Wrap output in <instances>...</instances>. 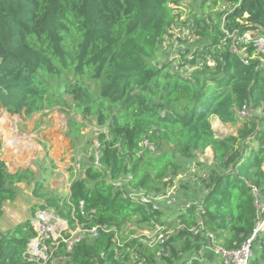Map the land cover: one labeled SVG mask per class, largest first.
Here are the masks:
<instances>
[{"label": "trees", "instance_id": "obj_1", "mask_svg": "<svg viewBox=\"0 0 264 264\" xmlns=\"http://www.w3.org/2000/svg\"><path fill=\"white\" fill-rule=\"evenodd\" d=\"M179 1L0 0V107L12 116L32 118L59 104L71 106L63 97L71 96L82 119L93 118L99 128L98 147L91 149L95 142L85 141L86 151L77 161L83 173L75 176L71 170L69 193L47 187L51 168L43 164L38 171L11 173L0 162V218L24 184L33 185L32 194L40 201L32 214L48 207L68 218L73 210L69 203L78 207L84 202L91 226L121 228L136 216L139 223H149L154 215L146 206L124 195L163 193L171 171L177 173L211 148L215 157L206 167L210 190L203 201L205 224L229 250L252 235L257 209L250 183L264 193V55L245 64L232 52L233 40L226 32L241 37L264 27V0H226L233 9L220 14L223 22L195 13L192 27L198 47L187 52L180 66L202 64L203 70L190 78L170 70L169 63L156 62L179 19ZM195 1H201L198 8L209 9L221 0H213V6L210 0ZM247 48L253 56L254 42ZM208 61L215 66H208ZM65 76H71L73 84L64 86L62 96L44 81ZM245 103L260 113L239 119ZM212 117L238 127L237 135L218 139ZM82 128L71 118L72 136L80 135ZM67 136L72 148L83 142L74 143ZM184 217L187 225L196 223V211ZM34 236L30 221L0 232V264H36L23 258ZM113 236L101 232L78 244L67 264H89L92 258L116 264ZM199 242L198 237L180 234L176 243H182L181 250L173 248L176 264H187L185 256L194 249L192 264H215L210 250L199 254ZM257 244L260 249L249 264H264V232Z\"/></svg>", "mask_w": 264, "mask_h": 264}, {"label": "built area", "instance_id": "obj_2", "mask_svg": "<svg viewBox=\"0 0 264 264\" xmlns=\"http://www.w3.org/2000/svg\"><path fill=\"white\" fill-rule=\"evenodd\" d=\"M231 9L233 8L231 7ZM177 23L178 20L171 26L169 35L176 30ZM226 33L233 40L232 52L238 55L245 64H249L256 56L264 55V27L257 31L247 32L241 37L237 33ZM168 38L169 36L166 37V40ZM251 41L254 42L253 56H249L247 48V45ZM241 43L243 44L242 46L240 45ZM208 64L215 66V63L212 61H208ZM183 69L185 67L181 68V70ZM174 71L180 72L178 71V67H175ZM257 112L250 104L245 103L242 109L238 111V117L242 120L250 119ZM14 117L16 116H12L3 110V120L0 123L3 128L7 126L10 128L7 132H3L4 143L1 146L4 156L11 154L8 160L3 159L1 161L5 163L9 171L22 170L28 167L31 160L30 155L20 156L27 153L19 148V143L15 138L8 137V131L16 130V123L13 122L15 120ZM223 125L221 124L222 131L218 129L220 132H223L224 128H226ZM144 145L149 147L151 151H155L154 147L148 144V142H145ZM203 154L207 160H211L212 162L206 163L202 159H198V163H202L203 166L200 165V167L197 162L193 161L191 165L189 164L190 167L188 169L193 174L189 183L195 190L202 189L201 194H204L203 200L201 198L198 200L193 196V198L185 202H180L178 188L187 183L182 181L181 172L173 173L172 171L165 179V190L161 194H152L150 196L134 192L125 194V199L134 201L131 203L146 206V209L154 215L149 223H139L142 228L139 235L136 233L125 235L121 228L117 227L106 225L91 226L92 216L86 212L84 202H80L78 207L69 203L73 210L68 218L61 217L52 208L45 207L44 209H39L30 219L35 236L27 245V249L23 254L24 260L36 264H67L75 246L88 239L97 238L101 232H104L114 234L111 254L116 264H151L150 259H153L156 264H167L166 259H170L176 264L173 258V248L180 251L182 243L177 245L176 242L180 240V234L188 233L193 238H200L197 246L201 247L199 250L201 256L204 255V250L208 249L214 254L216 262L221 259L222 264H249L260 249L257 248V243L264 232V193L250 183L254 205L257 209L255 229L252 235L239 248L231 250L225 248L222 239L218 237L217 233L211 231L206 226L202 217L203 201L210 190V174L206 167L213 164L215 157L214 151L211 148L206 149ZM80 168L81 166H79ZM163 205L169 208L179 206L176 213L172 214L174 218L164 216ZM192 210L196 211L197 220L195 224L189 226L184 222V215L190 213ZM94 213L95 211L91 212V214ZM133 218L137 221L140 220L139 216ZM183 239L186 240V237ZM195 254L194 249L185 256L187 264H192V256ZM107 257L108 255L106 254L101 255V259L103 260H107ZM99 261L92 258L89 264H100Z\"/></svg>", "mask_w": 264, "mask_h": 264}, {"label": "rangeland", "instance_id": "obj_3", "mask_svg": "<svg viewBox=\"0 0 264 264\" xmlns=\"http://www.w3.org/2000/svg\"><path fill=\"white\" fill-rule=\"evenodd\" d=\"M213 0H210L209 5ZM193 2H196L195 4ZM201 1L197 2L195 0H180V9H179V19L177 23L176 30L173 31L166 42L163 44L160 50V56L157 58L158 63L164 64L169 63V69L174 71L175 67H178L179 73L188 78L193 75H199V72H202L203 65L199 64V66H195L191 69L190 66H186L185 69L181 70L180 64L183 63V59L188 57V53H192L193 50H196L197 45V37L195 34V30L192 27V23H194L195 13L199 15H203V18L206 20L213 19L215 22L221 21L220 14L222 12H228L231 7L230 4L226 0H221L216 6L209 9H201L200 7ZM194 5V7H192ZM202 10V11H201ZM223 22V20H222ZM190 31V32H189ZM188 52V53H187ZM208 66H211L208 64ZM212 67V66H211ZM199 71V72H198ZM50 78H45L44 81L48 83L50 87H53L54 90H57L59 96H62V91L66 84H73L71 76H65L61 80L50 81ZM92 90L95 91V86H91ZM67 101L71 104H59L61 107H56L53 111H45L44 113L37 114L32 118H25L24 116H16L13 122L16 123V130L8 131V137L15 138L19 143V148L27 153L22 154L20 156L30 155V162L28 164V168L38 171L39 164H43V167L51 168V175L49 176V181L47 183V187L50 190H56L60 193H67L70 190V179H71V170L74 171L75 176H79L83 173L82 169H79V159L82 156V153L86 151V147L84 145L85 141H93L95 144L93 148H97L98 144L95 141L96 136L99 132V128L93 118H88L86 121L82 119V116L78 114V112L74 109L72 104L71 96H63ZM260 113L257 112V114ZM58 114L60 117L57 119V125L47 132L48 127L51 126L49 123V116ZM255 117V116H254ZM3 110L0 107V123L3 120ZM71 118H76L80 123L83 124V128L80 130V135L72 136L71 130L69 131V122ZM219 124L213 123V129L215 130V135L217 138H225L230 135L236 136V130L238 127L228 126L224 128L223 132H220L218 129ZM10 128H3L0 125V162L3 159L8 160L11 157V154H7L4 156L2 152V147L4 143L3 132H7ZM105 129H103L104 131ZM68 134H70L73 138L74 143L83 142L79 147L72 148L71 138H68ZM85 138H84V137ZM48 157V158H46ZM198 159H202L206 163L212 162L211 160H207L203 153H198L196 155L195 162H199ZM192 164V163H191ZM190 164V165H191ZM190 165L186 164L182 166L178 172H181V179L183 182L187 183L186 185H181L178 188V195L180 202H185L190 198L196 197V199H202L204 194L201 190H195L189 183L193 174L188 171ZM203 166V164H199ZM200 166V167H201ZM188 171V172H187ZM20 193L15 202H11L9 205V209L14 214L16 220L26 222L30 221L32 214V209L37 206L40 201L36 199L33 194V185L27 187L22 184L19 187ZM207 196V195H206ZM203 200V199H202ZM36 202V203H33ZM178 205L172 208L166 207L164 208V216L167 218L173 217L172 214L176 213L178 209ZM171 213V214H170ZM141 227L139 221L135 218H129L126 223L121 227L123 234L136 233L140 234ZM215 264H222V260L220 259Z\"/></svg>", "mask_w": 264, "mask_h": 264}, {"label": "crops", "instance_id": "obj_4", "mask_svg": "<svg viewBox=\"0 0 264 264\" xmlns=\"http://www.w3.org/2000/svg\"><path fill=\"white\" fill-rule=\"evenodd\" d=\"M58 118L60 120V117L58 116V114H54V115L49 116V123H47V124L48 125L51 124V126L48 127L47 132L50 131L52 128H54L57 125V119ZM211 122H212V124L214 122L215 123H218L219 125L222 124V123H220L221 121L217 117H212L211 118ZM223 126L226 127V125H223ZM228 126H230V125L228 124ZM219 130L222 131L221 129H219ZM236 133H237V131H236ZM23 169H27V167L26 168H23ZM17 171L18 170H16V171H10V172L11 173H15ZM70 184H71V179H70ZM67 193H69V191ZM10 203L11 202H7L6 205L3 208L4 214L0 218V232H6V231L14 228L16 225H18L20 223H23L21 221H15L16 218H15L14 214L11 212V209H9V207L7 206ZM33 203H36V202H33Z\"/></svg>", "mask_w": 264, "mask_h": 264}, {"label": "bare ground", "instance_id": "obj_5", "mask_svg": "<svg viewBox=\"0 0 264 264\" xmlns=\"http://www.w3.org/2000/svg\"><path fill=\"white\" fill-rule=\"evenodd\" d=\"M218 128H219V129H223V128L221 127V125H219Z\"/></svg>", "mask_w": 264, "mask_h": 264}, {"label": "water", "instance_id": "obj_6", "mask_svg": "<svg viewBox=\"0 0 264 264\" xmlns=\"http://www.w3.org/2000/svg\"><path fill=\"white\" fill-rule=\"evenodd\" d=\"M221 123V122H220Z\"/></svg>", "mask_w": 264, "mask_h": 264}]
</instances>
